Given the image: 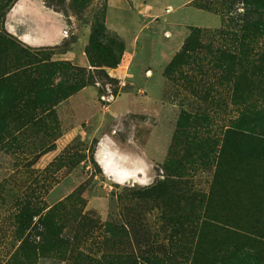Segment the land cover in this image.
Listing matches in <instances>:
<instances>
[{"label":"rangeland","instance_id":"374dc122","mask_svg":"<svg viewBox=\"0 0 264 264\" xmlns=\"http://www.w3.org/2000/svg\"><path fill=\"white\" fill-rule=\"evenodd\" d=\"M18 1L0 0V70L61 63L93 91L44 113L0 109V264H83L81 252L101 264H264V161L234 164L223 153L241 106L216 60L248 44L229 24L231 0L212 1L214 12L205 0H41L65 21L63 41L43 48L5 29ZM193 33L192 59L167 77ZM118 68L122 84L108 73ZM111 155L144 170L114 181ZM25 197L37 207L29 227L66 203L72 251L19 250L14 215Z\"/></svg>","mask_w":264,"mask_h":264},{"label":"trees","instance_id":"16d2710c","mask_svg":"<svg viewBox=\"0 0 264 264\" xmlns=\"http://www.w3.org/2000/svg\"><path fill=\"white\" fill-rule=\"evenodd\" d=\"M212 1L215 0H205L210 12L215 11L212 8ZM238 4L243 5V12L235 14L237 10L234 7ZM228 11L231 14L229 24L232 28L241 29L242 39L248 44L243 42L239 53L237 51L221 53L220 58L216 60V66L225 67L224 78L232 88L233 103L241 106L240 119L227 134L223 153L234 164L246 161L243 163L250 162L254 165L257 161H264V105L259 106V99L264 93V0H231ZM195 34L187 39L182 50L167 68V77L171 78L192 59L191 54L195 53L193 42ZM4 45H7V42L0 33V47ZM12 63L10 62L11 65ZM52 66L53 68L46 66L40 72L34 63H21V60H16L12 70L8 72L0 70V109L6 115L15 117L24 112L44 113L90 86L80 81L76 75L67 78L66 65L57 63ZM75 78L79 81L78 84L68 88L69 83ZM60 79L62 81L56 83ZM199 119L195 117L194 120L198 123L201 121ZM15 209L14 218L19 223L17 234L23 239L19 250L23 254L33 252L59 254L72 251L75 244L64 236L66 228L62 225L64 219L68 217L64 212L66 203L52 208L46 217L40 218L39 225L34 227H29V223L35 217L37 207L28 197L18 201ZM77 255L83 264H101L89 254L81 252ZM237 257L236 261L244 260L239 255Z\"/></svg>","mask_w":264,"mask_h":264},{"label":"crops","instance_id":"0c3cea01","mask_svg":"<svg viewBox=\"0 0 264 264\" xmlns=\"http://www.w3.org/2000/svg\"><path fill=\"white\" fill-rule=\"evenodd\" d=\"M22 1L23 0H19L11 10L6 20L5 29L30 47H52L61 43L65 38V21L60 14L45 7L41 0H27L23 14L22 12L18 14L15 17L16 19L12 20L13 23H10L12 11L15 10ZM27 29L29 30L27 31ZM108 73L110 77L119 80L120 84L127 78V76H125L126 73L122 72L120 68L109 70ZM86 91H93V88H86L83 90V93ZM128 157L129 156H124V158H121L124 165H119L118 161L117 164L127 169L134 168L137 171L144 170L136 160ZM111 177L113 180L115 179L113 178L114 174H112Z\"/></svg>","mask_w":264,"mask_h":264},{"label":"bare ground","instance_id":"6f19581e","mask_svg":"<svg viewBox=\"0 0 264 264\" xmlns=\"http://www.w3.org/2000/svg\"><path fill=\"white\" fill-rule=\"evenodd\" d=\"M110 157L111 158L108 161H106V168L109 170V176H112V174H114L113 177L115 178L114 181L117 180L118 182L123 183L127 179L131 180V178L137 177V173H133L130 170L126 169L125 167L119 166L115 162V160H113L114 157H112V155Z\"/></svg>","mask_w":264,"mask_h":264}]
</instances>
